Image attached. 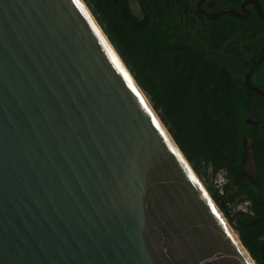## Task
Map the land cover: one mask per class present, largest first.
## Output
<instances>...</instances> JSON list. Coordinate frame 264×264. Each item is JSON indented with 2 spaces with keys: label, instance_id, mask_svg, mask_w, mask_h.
Returning <instances> with one entry per match:
<instances>
[{
  "label": "water",
  "instance_id": "1",
  "mask_svg": "<svg viewBox=\"0 0 264 264\" xmlns=\"http://www.w3.org/2000/svg\"><path fill=\"white\" fill-rule=\"evenodd\" d=\"M146 95L85 0H0V264H254Z\"/></svg>",
  "mask_w": 264,
  "mask_h": 264
},
{
  "label": "trees",
  "instance_id": "2",
  "mask_svg": "<svg viewBox=\"0 0 264 264\" xmlns=\"http://www.w3.org/2000/svg\"><path fill=\"white\" fill-rule=\"evenodd\" d=\"M85 1L196 172H226L225 193L209 192L264 264V96L245 82L264 45V20L253 7L246 18L201 19L185 14L181 0H137L140 15L131 0ZM217 1L215 11L241 2ZM252 81L264 91V59ZM247 199L254 214L232 215L229 204Z\"/></svg>",
  "mask_w": 264,
  "mask_h": 264
},
{
  "label": "flooded vegetation",
  "instance_id": "3",
  "mask_svg": "<svg viewBox=\"0 0 264 264\" xmlns=\"http://www.w3.org/2000/svg\"><path fill=\"white\" fill-rule=\"evenodd\" d=\"M182 6L184 7V13L187 14L191 10L192 12L199 18L204 19L205 17H211L214 18L215 14L219 11H215L217 0H181ZM200 2H202L201 8L199 7ZM245 0H241L238 9L240 12L246 14V11L243 9V3ZM246 7L250 10L252 7L254 8V5L251 3L246 4ZM216 18V17H215ZM246 175L253 179V176H250L247 172Z\"/></svg>",
  "mask_w": 264,
  "mask_h": 264
},
{
  "label": "rangeland",
  "instance_id": "4",
  "mask_svg": "<svg viewBox=\"0 0 264 264\" xmlns=\"http://www.w3.org/2000/svg\"><path fill=\"white\" fill-rule=\"evenodd\" d=\"M131 6H132V9L133 11L137 14V15H140L141 14V8H140V5L138 3L137 0H131ZM157 112L159 113V111L157 110ZM160 115V113H159ZM161 116V115H160ZM162 117V116H161ZM163 120V118H162ZM164 121V120H163ZM250 121H253V119L251 118ZM166 123V122H165ZM167 125V124H166ZM169 131H170V128L169 126L167 125ZM171 132V131H170ZM203 174H198V176L200 177L202 183L207 187V189L209 190L208 186H212L214 189H217L216 186H215V177L217 176V173L219 172H213L212 171V168H203ZM196 171V170H195ZM221 171V170H220ZM246 172L250 175V176H255L256 174V168H255V163L253 162V158L251 157L249 160H248V165H247V169H246ZM211 194V193H210ZM231 207V210H232V215L235 214L236 212L233 210V207L232 205L230 206ZM223 211V210H222ZM224 213V211H223ZM225 214V213H224ZM225 216L227 217L228 219V222L231 224V226L234 228V225H233V221H231V219L225 214ZM235 229V228H234ZM236 231V230H235Z\"/></svg>",
  "mask_w": 264,
  "mask_h": 264
},
{
  "label": "built area",
  "instance_id": "5",
  "mask_svg": "<svg viewBox=\"0 0 264 264\" xmlns=\"http://www.w3.org/2000/svg\"><path fill=\"white\" fill-rule=\"evenodd\" d=\"M227 174L224 170H221L217 173V176L215 177V186L217 190L224 194L225 193V185L227 184ZM233 207V210L235 212H244L247 214H254V211L251 208V201L250 200H244L240 202H234L229 204V206Z\"/></svg>",
  "mask_w": 264,
  "mask_h": 264
},
{
  "label": "bare ground",
  "instance_id": "6",
  "mask_svg": "<svg viewBox=\"0 0 264 264\" xmlns=\"http://www.w3.org/2000/svg\"><path fill=\"white\" fill-rule=\"evenodd\" d=\"M146 98H148L147 97V95H146ZM148 100H149V98H148ZM155 110V109H154ZM155 112L157 113V115H158V117L160 118V116H159V114H158V112L155 110ZM160 120H162L161 118H160ZM162 122H163V120H162ZM163 124H164V122H163ZM165 125V124H164ZM166 126V125H165ZM167 128V127H166ZM168 129V128H167ZM205 186V185H204ZM221 210V209H220ZM221 212H222V210H221ZM223 213V212H222ZM224 214V213H223ZM224 217H226L225 216V214H224ZM226 220L228 221V219L226 218ZM233 228V227H232ZM234 229V228H233ZM234 232L236 233V231H235V229H234ZM236 236H238V234L236 233ZM246 250V252L249 254V251L247 250V249H245ZM252 260H253V258H252ZM253 262H254V264H256V262H255V260H253Z\"/></svg>",
  "mask_w": 264,
  "mask_h": 264
}]
</instances>
